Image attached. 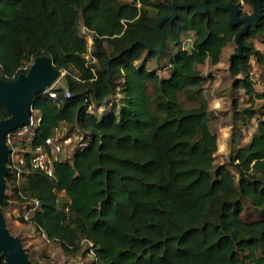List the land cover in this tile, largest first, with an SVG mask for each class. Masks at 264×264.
Wrapping results in <instances>:
<instances>
[{"label":"trees","instance_id":"1","mask_svg":"<svg viewBox=\"0 0 264 264\" xmlns=\"http://www.w3.org/2000/svg\"><path fill=\"white\" fill-rule=\"evenodd\" d=\"M175 1L202 0H0V78L15 79L40 55L65 71L64 86L52 88L56 97L35 96L39 121L22 151L24 173L16 184L8 170L12 194L4 200L23 209L37 199L19 221L42 230L66 256L81 250V239L92 241L97 264H264V118L227 163H215L217 135L197 69L206 59L217 63L243 24L232 25L228 11L211 3L205 11L177 7L161 24L165 46L155 52V24ZM81 26L92 32L91 64ZM187 33L190 48L183 47ZM262 33L264 1L231 62L232 73L243 74L235 86L250 100L245 124L255 117V98H264L248 70L250 58L264 64L249 40ZM139 39L152 50L133 44ZM170 44L175 54L160 76L148 57L159 59ZM181 94L194 105L183 106ZM9 115L0 103V119ZM62 125L77 129L84 146L54 159L51 174L33 167L32 154L50 151ZM244 201L259 218H241ZM0 264H8L1 251Z\"/></svg>","mask_w":264,"mask_h":264},{"label":"rangeland","instance_id":"2","mask_svg":"<svg viewBox=\"0 0 264 264\" xmlns=\"http://www.w3.org/2000/svg\"><path fill=\"white\" fill-rule=\"evenodd\" d=\"M238 1L241 13L248 14L252 12L250 0ZM182 40L183 47L190 48L192 36L189 33L184 34L182 35ZM249 40L253 42L255 48L264 53V33L249 38ZM174 48L175 46L170 44L164 50V53L160 55L159 59L148 57L147 66L158 70L160 76H167L169 68L166 63L170 62L171 57L174 56ZM235 49L236 43L231 40L222 49L217 63L212 64L206 59L203 64L197 65L198 71L205 77L202 91L211 113L210 127L217 135L218 148L214 154L215 163H227L236 145L239 146L249 140L256 126V119L264 118V98H255L252 104L253 109L256 111L255 117L248 124H245L246 115L244 109L249 107L250 100L242 84L239 87L235 86V83L243 78V74L238 73L235 75L232 73V68L229 69V58L235 52ZM248 70L255 91L264 92V64L258 63L254 58H250ZM64 73L65 71L60 70L58 77L48 89L64 86ZM116 97H118V94ZM179 99L183 106L190 107L194 105V102L186 100L183 94L179 96ZM32 114L35 116L39 115L34 109H32ZM18 131V129L12 131L8 137L7 145L9 149L14 148L22 152L28 149V141L33 129L21 134ZM81 138L77 129L70 130L69 126L62 125L56 130L54 137L50 140L52 155L57 158L69 159L74 149L79 145ZM7 164L6 161V166ZM11 194V185L6 182L4 196H10ZM5 201V204H0V208L7 228L13 235L20 238L24 249H27V254H29L35 264H77L75 254H69L67 259L63 261L60 256L62 250L58 245L46 241L40 233L37 234L36 229L31 228L26 223L17 224L15 222V220L18 221L16 214L24 209L19 208L12 199ZM259 217L260 212L255 210L249 202L244 201V211L241 214V218L249 221Z\"/></svg>","mask_w":264,"mask_h":264},{"label":"water","instance_id":"3","mask_svg":"<svg viewBox=\"0 0 264 264\" xmlns=\"http://www.w3.org/2000/svg\"><path fill=\"white\" fill-rule=\"evenodd\" d=\"M262 1L250 0L252 4V12L241 15L238 3L227 1L225 3L218 0H202L199 2H178L171 4V12L161 16L155 24V31L159 37V46L153 49L155 52H161L165 46V37L161 32V24L163 21L173 19L176 16L177 7L194 6L199 11H205L207 3L213 4L215 7L222 8L229 13V22L232 25L242 23L243 26L234 36L236 43V52L232 53L229 58V69H231L232 58L239 55L243 49L241 41L242 35L250 26H255L261 17ZM141 43L152 50L151 46L142 40L135 43ZM109 67V60H107ZM111 77V70L109 68ZM60 69L55 67L47 55L34 57L28 66L26 72L20 73L13 80L0 78V103H3L9 112V116L0 119V204H5L4 188L6 186L5 175L8 172L6 166L9 148L6 142V135L19 127L29 123L32 114L33 101L37 93L45 92L51 83L58 77ZM0 251L8 264H33L29 259L27 252L22 246L19 237L10 233L6 226L5 218L0 208Z\"/></svg>","mask_w":264,"mask_h":264},{"label":"built area","instance_id":"4","mask_svg":"<svg viewBox=\"0 0 264 264\" xmlns=\"http://www.w3.org/2000/svg\"><path fill=\"white\" fill-rule=\"evenodd\" d=\"M81 32L82 34H84L85 38L87 39V51L84 54V58L86 59L88 63L91 64L95 62V57L92 54V32L85 26H81ZM46 91L50 94V96L56 97V91L52 90V88L46 89ZM65 96L67 97L70 96V93L68 90L65 91ZM38 121H39V116H35L34 114H31L29 123L25 124L22 127L17 128L19 130L18 133L21 134L22 132L24 133L30 129H34ZM11 133L12 131L7 133L6 142L7 140L9 141L8 137ZM50 140H48L49 143H50ZM84 144H85L84 142L79 143L80 147L84 146ZM56 158H57L56 156L52 155L51 148H50V151L38 149L32 154V157L30 159V164L33 167L39 168L51 174L53 171V161ZM7 163H8L7 164L8 170L13 172L15 175L16 184L20 183L22 174L24 173V167H25V158H24L23 153L17 151L14 148L9 149V153L7 156ZM38 205L39 204H38L37 199H31L29 207H24L23 208L24 210L17 212L16 216H17L18 221L20 217H23L24 219L28 220L30 214L32 213L34 209L38 207ZM37 231L45 238L46 241H48V239H46L45 233L42 230H37ZM79 243L82 245V248L79 252L75 253V257H77L76 263L77 264H97L98 256L94 249V245L92 241L88 239H81ZM60 256L61 258H63V261H65L68 257L64 253H61Z\"/></svg>","mask_w":264,"mask_h":264},{"label":"crops","instance_id":"5","mask_svg":"<svg viewBox=\"0 0 264 264\" xmlns=\"http://www.w3.org/2000/svg\"><path fill=\"white\" fill-rule=\"evenodd\" d=\"M123 1H124V0H123ZM157 71H158V70H157ZM15 222H16L17 224H19V225L23 223V222H20V223H19V221H17V220H15ZM27 225H28V226H31L30 224H27ZM31 228L35 229L33 226H31ZM36 232H37V234H39L37 230H36Z\"/></svg>","mask_w":264,"mask_h":264},{"label":"bare ground","instance_id":"6","mask_svg":"<svg viewBox=\"0 0 264 264\" xmlns=\"http://www.w3.org/2000/svg\"><path fill=\"white\" fill-rule=\"evenodd\" d=\"M11 132V131H10Z\"/></svg>","mask_w":264,"mask_h":264}]
</instances>
